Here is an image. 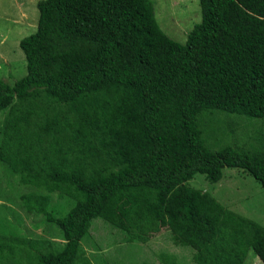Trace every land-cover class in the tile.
Segmentation results:
<instances>
[{"label": "trees", "instance_id": "trees-1", "mask_svg": "<svg viewBox=\"0 0 264 264\" xmlns=\"http://www.w3.org/2000/svg\"><path fill=\"white\" fill-rule=\"evenodd\" d=\"M197 3L179 43L152 0L37 2L36 29L19 40L26 72L0 80V161L33 188L25 211L59 234L0 230V264H75L95 218L129 240L165 229L195 264H241L248 250L264 264V229L187 183L235 168L264 192V130L239 149L205 143L216 111L264 129V0Z\"/></svg>", "mask_w": 264, "mask_h": 264}, {"label": "rangeland", "instance_id": "rangeland-1", "mask_svg": "<svg viewBox=\"0 0 264 264\" xmlns=\"http://www.w3.org/2000/svg\"><path fill=\"white\" fill-rule=\"evenodd\" d=\"M38 1L0 0V80L10 86L26 72V60L19 40L36 29ZM152 1L160 29L171 39L183 43L186 32L200 19L197 0ZM214 113L216 116L213 115L211 128L205 135V143L212 149L226 146L239 149L249 141L247 134L252 135L257 128L264 130L259 119L250 121L219 111ZM7 115V112L0 114V142ZM187 183L210 193L225 210L264 229V192L240 169H222L221 178L216 182L195 173ZM30 190L33 188L19 182L18 176L0 161V224H3L0 230H13L21 238L56 239L58 227L45 222L39 214L26 212L22 206L20 196ZM65 201L56 194L52 195V204H62L67 209L69 206ZM166 255L176 264H195L191 249L174 245L165 229L151 234L145 241L129 240L124 231L95 218L81 241L80 257L75 264H161V256ZM241 264L261 263L248 250Z\"/></svg>", "mask_w": 264, "mask_h": 264}]
</instances>
